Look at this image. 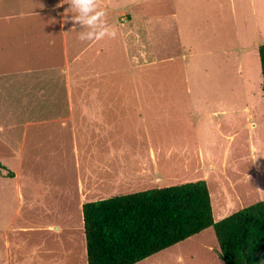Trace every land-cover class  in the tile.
I'll return each instance as SVG.
<instances>
[{
	"label": "rangeland",
	"instance_id": "374dc122",
	"mask_svg": "<svg viewBox=\"0 0 264 264\" xmlns=\"http://www.w3.org/2000/svg\"><path fill=\"white\" fill-rule=\"evenodd\" d=\"M67 2L57 8L61 0H0V68L18 69L0 72V264H87L82 202L199 179L215 221L264 201V0H100L117 36L81 53L89 42L79 40V25L72 30L69 13L64 26L71 27L41 61L59 65L46 80L58 94L53 104L65 106L63 90L74 109L86 110V94L112 99L96 120L72 117V128L57 120L58 105L37 99L51 97L49 86L41 90L37 74L20 69L40 60L32 51L37 42L26 41L25 30L13 34L44 21L53 27L52 13H64ZM63 44L68 56L57 58ZM112 104L117 112L108 111ZM27 119L48 121L41 125L48 132L26 123L36 140L22 144L26 128L16 124ZM152 158L160 179L150 183L153 168L143 174L141 163ZM92 183L99 190L85 191ZM135 264L224 263L208 227Z\"/></svg>",
	"mask_w": 264,
	"mask_h": 264
},
{
	"label": "trees",
	"instance_id": "16d2710c",
	"mask_svg": "<svg viewBox=\"0 0 264 264\" xmlns=\"http://www.w3.org/2000/svg\"><path fill=\"white\" fill-rule=\"evenodd\" d=\"M258 56L264 98V43ZM81 213L87 264H135L208 227L224 264H264V201L215 221L203 179L87 201Z\"/></svg>",
	"mask_w": 264,
	"mask_h": 264
},
{
	"label": "crops",
	"instance_id": "0c3cea01",
	"mask_svg": "<svg viewBox=\"0 0 264 264\" xmlns=\"http://www.w3.org/2000/svg\"><path fill=\"white\" fill-rule=\"evenodd\" d=\"M189 1L191 2V5H192V4L197 3V2H200L202 0H195V1L194 0H189ZM201 10H202V8H201ZM193 11H194V9L190 6L188 16ZM40 14L41 13H36V14H33V16H37V15H40ZM61 14H63V13H61V12H58V13H55L54 12V13H52L51 17L54 18V21H53V23L51 22V24H53V27H51V28H50V24L49 23H46L44 21V23L38 24L39 27H37V26L34 27L33 26V27H30V29H13V34L20 36V31L25 30L26 31L25 40L26 41H36L37 42L36 44L33 45V47H32L33 50L32 51L36 54L35 55L33 53V55L35 56V58L39 59L38 57L40 56V60L37 61L35 59V61H33L32 63L29 64V66H26L25 65L23 68H20V69L24 73H30V74L36 73L37 76H38L37 78L44 83V86H41V90H43L44 87L47 89V87L49 86V90L51 92V97H49V95H46L45 96L43 93H37L39 95V97L37 99L40 102H42L43 100H46L45 102H48V101L51 100L50 103H49L50 104L49 105L50 108L54 107V105H58V106H56V109H58L56 114H59V116H57V120L60 121L61 125H63V126L70 125V127L72 128L73 125L76 123V120L72 119V117H78L77 122L79 124H80L81 120L82 121L84 120L83 114L84 115H87V116L90 114L91 116L88 119L96 120V116L102 117V115H100L99 113L101 111H105V109L102 106L107 107V103L109 105V101L112 100V99H109V100H106V101L103 100L104 98L102 96H104L105 94L97 96L101 92L100 93H97V94H94V95H87L86 94L85 96L87 98L84 97V101L87 102L86 103V106H87L86 107V110L87 111L85 109H83V108L80 109V107L78 109H77V107L74 109V105L72 103V94L70 92H67V95H66V93L63 90L62 93H61V95H62L61 98L64 99L63 101L65 102V106H63V105H61L59 103L53 104L52 98H53V96L58 97V94H56L57 93L56 92V88H53V86L51 85V83L47 86L46 80H47V77L48 76L53 77V75H54L56 77V73H55L54 69H57L59 65L57 64L58 66L55 65L53 68H51V65L50 64H49L50 65L49 66V65H47L45 63L48 60H50V58L52 57L51 56V51H49V49H51L53 47V45L55 46V48H58V46H59L57 44V42H53L55 40L54 38L57 37L56 35L59 34L61 36V39L64 38V31H66L67 28H70L71 27L70 24L68 26H64L65 25L64 24L63 27H61V24L63 23V16ZM37 21H39V20L37 19ZM203 27H204L203 29H206L207 28V25H203ZM202 30H199V31L202 32ZM125 32H126V35L129 36L131 34L130 28L127 29ZM31 33L34 36L35 35H38V33H42V39L43 40L42 41H37V38H32L33 35L31 36ZM90 43L91 42H89L88 44H86V46L84 48H82L79 51V53H81ZM39 49H41V50H39ZM206 52H208V51H206ZM62 53H64L65 55L68 56V49H67L66 44H63L62 50L58 51V54H55V55L57 56V58L58 57L61 58L62 57ZM79 53H78V55H79ZM46 57H48V60L45 63H41V61L44 58H46ZM13 59H14V57H13ZM6 66L0 68V72H2V74L3 73H7V74H10V75H13V76L16 75V71L18 69L15 70V68H12L13 65L12 66L10 65L8 67H6ZM60 67H61V64H60ZM38 79H36L35 81L40 82ZM81 97H83V96L81 95ZM88 97H92V98H88ZM67 100H69V101H67ZM219 103H221V102H219ZM113 106H115V105L112 104L111 107H110L112 109L111 110H108V111H112V112H115L116 111L117 112V109L116 108H113ZM124 106H126V104ZM92 107H93V109H92ZM156 107L158 109H159V107H160V109H162L163 106L161 104H159V105H156ZM52 109L55 110V108H52ZM138 109H140V110H143L144 109V107H142V104L139 106ZM41 110H42V112L47 111V109H42V108H41ZM53 120L54 119H52V118L49 119L50 122H52ZM47 122L48 121H46V120H38L37 121V120H29V119H27V121L24 124H16L18 126H22L24 129L26 128V131H22V133H21V138L20 139L21 140L23 139V141H21V142H23L22 144H24L27 141L28 138H31L32 140L35 139L34 138L35 136H33L28 131L29 130V129H27L28 126H26L28 124H26V123H30L31 125H34V124L37 123V124H39V126H41L42 124H47ZM4 128L5 127L2 126L1 130H4ZM41 128H45V129H41ZM38 129L47 131V125H45L44 127L43 126L38 127ZM40 138H42V137H40ZM43 139H44V141L47 142L48 139H50V138H47L45 136V137H43ZM21 150L18 153V156H19L20 159L22 157V156H20V154L23 152ZM72 150H73V152H76L77 151V148L75 147L74 142L72 143ZM15 153H17V151H15ZM141 165H142V168L144 169L143 174H150L148 172V168L149 167H152L153 168V171L151 173L152 178L150 179V181H151L150 183H153L154 182V179H155V181L160 179L159 176L157 174H155V158H152L151 159V163L150 164H147L146 162H144V163H141ZM85 179L87 180L88 178H85ZM77 184H78L79 190L82 191V183H81L80 178L77 180ZM98 185H99L98 183L87 184L86 185L87 187L85 188V191L87 189H90L92 191H94V189H96V191H98L99 190L98 187H97ZM90 193H92V192H90ZM82 194L83 193H81V195ZM81 205L82 204H80V206H79L80 208H81ZM82 225H83V221H82ZM53 227H55L56 229H58V227H56V225L55 226L53 225ZM48 228H51V225H48Z\"/></svg>",
	"mask_w": 264,
	"mask_h": 264
},
{
	"label": "clouds",
	"instance_id": "9594fccd",
	"mask_svg": "<svg viewBox=\"0 0 264 264\" xmlns=\"http://www.w3.org/2000/svg\"><path fill=\"white\" fill-rule=\"evenodd\" d=\"M64 0L57 8L62 7ZM69 8L61 14L63 16L64 24L69 22V13L71 21L73 22V29L79 25L82 30L79 31V40L82 42L100 41L104 38H116L117 30L111 28L107 22V12L101 7L100 0H68Z\"/></svg>",
	"mask_w": 264,
	"mask_h": 264
}]
</instances>
